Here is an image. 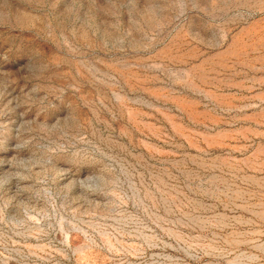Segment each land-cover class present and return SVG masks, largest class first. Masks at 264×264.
I'll return each instance as SVG.
<instances>
[{
	"label": "rangeland",
	"instance_id": "obj_1",
	"mask_svg": "<svg viewBox=\"0 0 264 264\" xmlns=\"http://www.w3.org/2000/svg\"><path fill=\"white\" fill-rule=\"evenodd\" d=\"M0 264H264V0H0Z\"/></svg>",
	"mask_w": 264,
	"mask_h": 264
}]
</instances>
